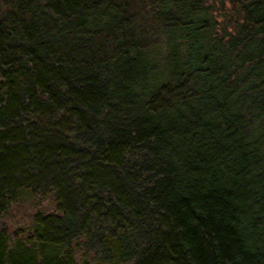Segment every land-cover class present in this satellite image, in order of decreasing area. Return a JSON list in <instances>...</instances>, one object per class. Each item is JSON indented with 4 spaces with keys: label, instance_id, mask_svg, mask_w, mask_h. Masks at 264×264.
Listing matches in <instances>:
<instances>
[{
    "label": "trees",
    "instance_id": "1",
    "mask_svg": "<svg viewBox=\"0 0 264 264\" xmlns=\"http://www.w3.org/2000/svg\"><path fill=\"white\" fill-rule=\"evenodd\" d=\"M0 264H264V0H0Z\"/></svg>",
    "mask_w": 264,
    "mask_h": 264
}]
</instances>
